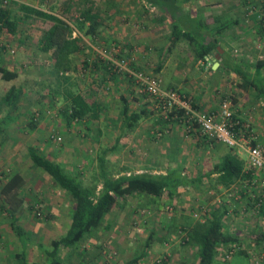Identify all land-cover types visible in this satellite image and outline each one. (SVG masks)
I'll return each mask as SVG.
<instances>
[{
	"label": "rangeland",
	"instance_id": "1",
	"mask_svg": "<svg viewBox=\"0 0 264 264\" xmlns=\"http://www.w3.org/2000/svg\"><path fill=\"white\" fill-rule=\"evenodd\" d=\"M90 1L95 3L93 11L100 14L96 35H86L84 31L78 32L75 27L77 17L83 9V0H29V5L43 11L53 12L65 19L74 29L72 35L79 36L78 43L83 46L82 52L71 55V70L65 73L67 79L59 73L56 74L54 61L49 59V54L41 49L39 43L41 36L50 26L49 22L37 17H26L19 19L15 34H0V66L17 73V76L9 81L0 77V127L9 132V136H5L7 133L3 129L0 132V189L5 182V176L13 172L15 168L25 177L20 189L21 196L27 204L33 203L31 205L33 208L31 212L23 207L19 209L18 214L19 223L27 232L25 241L29 264H46L39 245L49 249L51 241L66 232L71 221L73 200L45 172L32 164L26 145L44 149L43 152L49 158L58 161L67 170L75 173L85 184H93L99 178L98 155L100 151L112 146L115 137L122 129L123 116L120 113L122 99L120 96L126 94L127 99L130 100L131 109L135 106L137 97L144 98L147 105L154 102L152 106L155 110L158 109L151 95L141 91L136 84L129 82L126 75L118 74L116 76L118 82L113 86L114 90L111 93H103V88L111 84H103V87L99 89L98 98L106 107L98 120L92 121L89 126L79 124L80 122L77 121H67L63 113L64 98L58 94V90L61 92L67 87L66 89L82 90L85 94L90 93L89 89L95 85L90 84L95 75L90 68H93L92 61L96 59L99 52H102L100 54L102 57L107 55L116 63L120 61V56H123L122 59L131 57L133 60L128 68L137 69L138 67H134L137 66L136 57H138L140 46L136 42L139 40L137 36L148 31L142 25L153 23L151 17L160 13L154 6L147 7L144 0ZM13 2L26 3L25 0ZM13 2L7 4L15 8L14 13L17 17L22 16L23 12L17 10L18 5ZM239 7H241L240 12L243 13V17L239 15L243 23L250 22L248 21L249 15L264 19V0H253V3L248 1L247 5H244L241 0ZM67 13L70 17L66 19ZM210 17L212 16L206 17V23H212L213 18L210 19ZM87 24L88 22H85V25ZM263 38L264 36L259 35L255 45L245 46L252 48L251 51L246 48H244L246 51L242 50L239 43H231V51L242 57L247 55L246 58L252 62L256 55L257 57L264 56V46L261 43ZM176 45L167 52L170 57L181 55V52L188 55L193 54L187 41L180 40L177 47ZM11 49H14L13 54L10 52ZM104 49L111 51L112 55L108 51L104 53ZM141 50V53L145 51L144 48ZM152 54V59H155V52ZM86 56L90 64L89 67L83 68L82 61ZM211 65L212 62L205 61V59L198 62V66H203L202 68L206 70H210ZM173 70L171 66L168 67L163 74L162 81L164 78L165 80L173 79L171 72ZM97 76L103 78L100 74ZM106 79H110V76ZM231 80L228 81L234 83ZM130 86L133 92L129 89ZM10 88L19 93L18 101L13 107L2 101V97ZM218 91L216 99L218 104L223 99H231L233 114L236 115L237 110L232 101L233 90L218 89ZM152 114L153 112L150 111L149 121H152L156 115L159 119L162 118L159 113ZM243 123L248 125V132L255 141V145L264 148V142L256 140L249 122L244 121ZM29 124L33 125L36 134L33 135V131H29ZM136 127L137 125L130 131L123 129L122 132L125 135L124 139L122 137L120 140V146L121 142L125 141L127 135ZM146 128L147 125H144L141 130L144 131ZM157 142L156 146L160 147V150L165 149L163 141ZM149 145L153 147L155 144ZM186 145L189 146L188 143ZM129 148L133 150L131 158H135L130 162L137 164L139 157H141L139 158L141 162H146L148 149L139 151L132 147ZM192 148L195 150L197 148L201 154H204L206 150L204 147ZM127 149V146L126 148L121 146L106 156L105 165L111 174L114 170L121 168L120 164L123 159L126 163H130ZM163 151L166 152V150ZM169 153L167 152L169 156L157 159L154 166L158 168L165 166L167 160H170L171 153ZM203 161L201 159L195 173L201 172L204 166ZM209 161V166L213 163V168L214 160ZM220 161L221 159H218V163ZM243 163L244 171L248 176L239 178L237 186L220 187L208 176L186 189L181 188L182 190L174 197L164 195L154 199L146 194H135L119 198L117 204L104 217L101 225L93 230L90 237L77 247L60 249L63 264H125L144 250L147 241L149 247L146 249V255L136 264H196L198 248L184 240L186 232L181 229L183 225L190 226L197 221H204L205 217L219 206L226 208L223 230L240 238L246 237L248 244L240 241H235L231 245L219 244L213 264H264V240L259 244L254 243V235L264 232V212L256 213L250 203L252 193L259 192L264 187L261 184L263 178L262 174L252 169L247 161ZM183 164L185 165L186 162ZM0 202H3L1 198ZM19 247H21L20 242L12 233L4 227L0 228V262L12 264L9 254ZM230 249L233 253L227 257Z\"/></svg>",
	"mask_w": 264,
	"mask_h": 264
},
{
	"label": "trees",
	"instance_id": "2",
	"mask_svg": "<svg viewBox=\"0 0 264 264\" xmlns=\"http://www.w3.org/2000/svg\"><path fill=\"white\" fill-rule=\"evenodd\" d=\"M146 6H154L158 12L152 18L155 23L168 21L170 28L169 34V49H172L178 41L185 40L193 49L197 59H206L216 51L218 46L217 36L221 30L231 24V22H220L217 17L213 18V25L203 21L200 12H197V7L192 3V0H144ZM248 1L253 3V0H244L243 4L247 5ZM13 1H9L11 3ZM15 3V2H13ZM18 6L17 10L23 12L22 16L14 13L15 8L10 5H3L0 1V34L10 33L15 34L18 28L19 19L26 17H37L49 22V28L43 33L39 40L41 49L47 52L49 59L54 61L56 74L59 73L64 79H67L65 73L71 70L70 58L72 54L82 52L83 46L78 41L79 36H73L74 29L72 26L59 15L53 12L43 11L40 8L34 7L27 3H15ZM191 4V6H190ZM95 3L90 0H83V9L77 17L75 27L78 32L84 31L86 35H96L98 24L100 23V14L93 11ZM96 8V7H95ZM70 17V14H66ZM85 22H88L85 25ZM257 32L264 36V19L257 18ZM108 51L107 49H104ZM111 53V51H108ZM98 56L92 61L90 71L103 70L106 75L103 78H94L91 80L94 87L90 88L93 94L99 92L102 84L106 83V78L110 76L112 79L118 74L126 75L129 82L136 84L134 78L125 70L116 69L117 66L106 56ZM112 55V53H111ZM120 59L123 56L119 57ZM130 58V57H128ZM83 68L89 67L90 61L86 56L83 59ZM132 63V62H131ZM257 67L264 70V60L256 61ZM132 67V66H131ZM230 67V66H229ZM133 68V67H132ZM231 66L230 70L236 72L239 76L242 75L241 69ZM136 70V69H134ZM117 72V74L115 72ZM110 72V75H109ZM17 76L16 71L0 66V77L3 80L9 81ZM97 79V80H95ZM137 85V84H136ZM263 84L256 85L259 96L263 100L262 110L264 112V87ZM61 92L64 98L63 113L68 122L72 121H90L99 119L103 113V106L95 100L93 94H85V91H76L66 89ZM19 93L12 88L2 97L7 105L15 106L18 101ZM92 97V98H91ZM123 116L122 128H133L134 123L139 118V113L129 112V104L124 95H121ZM157 113L160 109H156ZM181 112V111H178ZM177 114V113H176ZM179 116V114H177ZM161 118V117H160ZM162 119V118H161ZM163 121H165L163 119ZM170 121V120H169ZM165 121V122H169ZM176 121V119H175ZM242 123V121H241ZM241 125V124H240ZM239 125V126H240ZM238 126V127H239ZM0 132L2 129L0 127ZM192 133V131L190 132ZM195 133V132H194ZM186 134V132H185ZM198 134V132H197ZM206 137L205 135H201ZM207 138V137H206ZM213 140V139H210ZM118 141H115V144ZM255 144V141H251ZM117 148L116 145L103 148L100 151L99 162V178L93 184H85L79 176L67 170L58 161L52 160L44 152L37 147L27 144V153L32 164L44 171L53 182L68 194L73 200V208L71 210V221L66 232L51 241V248L42 249L45 254L46 264H63L60 257V249L62 247L74 248L79 246L86 238L90 237L93 230L98 228L103 222L104 217L117 204L119 198H124L129 195L146 194L152 198H160L164 195L173 197L181 188L186 189L192 181H200L199 178L186 179L176 169H168L166 173H150V172H131L128 174L113 175L107 171L105 167V156L108 152ZM217 173V181L224 186H229L237 178L247 177L244 171L243 160L234 153L225 155L219 163H216L212 170L207 173ZM24 183V179L19 172H13L5 176V182L0 189V198L4 204L0 208L10 214V226L18 237H22L21 229L17 223V217L12 210L16 209L21 204L20 189ZM255 194L257 192H254ZM250 203L252 198L250 196ZM9 206L10 209L7 207ZM264 206V204H263ZM263 210L261 209L260 213ZM226 208L219 206L214 208L204 221H197L190 226L183 225L182 229L186 232L184 240L187 243L194 244L198 248L196 264H213L217 246L219 244H232L235 241L247 243L246 237L234 236L223 230V217L225 216ZM254 243H261L264 240V232L254 235ZM149 247L147 241L144 245V250L137 256L127 261L125 264H136L140 258L146 255V249ZM243 252V251H242ZM18 264H27V255L25 252H20L14 255ZM163 262V260H162Z\"/></svg>",
	"mask_w": 264,
	"mask_h": 264
},
{
	"label": "crops",
	"instance_id": "3",
	"mask_svg": "<svg viewBox=\"0 0 264 264\" xmlns=\"http://www.w3.org/2000/svg\"><path fill=\"white\" fill-rule=\"evenodd\" d=\"M25 1L27 4H29V0L28 1L25 0ZM199 1L201 2L198 4ZM237 1L238 2L235 3L233 0H192V3L197 7V12L198 13L200 12L203 21L205 20L206 22L207 16H212L210 17V19L217 17L220 22H226V21L231 22V24L223 28L220 34L217 36L218 46L216 48V51L212 53L211 55L207 56L208 58L205 59V61L209 60L212 62L210 70H206L202 68L203 66H200V67L198 66V62L201 59L197 60L194 52L191 55L185 54V52H181V55H174L172 57L169 56L167 52L171 51V49L168 50L170 28H169V25H168L169 23L167 20H165L164 22L161 21L160 23L150 22L148 25L146 23L145 25H142L143 27H145V29L147 28L148 31H144L142 34H139L137 36L139 40L136 42L140 46H139V51L137 54L138 57H136L137 66H134V67L135 68L138 67L136 69L137 71L143 70L145 72H148L154 75L155 74L159 75L161 79V85L163 88H174V89L179 90L180 92H183L189 95L190 97H192V99L194 100V102L199 108L207 112H218L219 104L216 100L219 94L218 89L233 90L234 98L232 99V101L234 103L233 105L235 106L233 107L237 110L235 111V114H236L235 117L238 118L240 121L249 122V124L251 125L252 131L254 130L253 132L255 133L256 140L264 142V112L262 110L263 100L259 96L258 91L255 88L256 85H260V84H263L262 87H264V70L257 67L256 64H254L256 63L258 59L264 60V56L257 57L256 55V57L252 59L253 61L250 62L249 59L246 58L247 55H244V57H242L239 54H235L231 51V43H239V46H242V50L246 51L247 49L248 51H251L252 48L249 49V47L246 48L245 46L255 45L256 44L255 42H257V38L260 35L259 33H257V17L249 15L248 21L250 22L244 21L245 23H243L240 18V16H242L243 13L240 12L241 7H239V3L241 0H237ZM242 1L244 2V0ZM141 21H144V20L142 19ZM210 25H213V20ZM252 32H253V35H252ZM261 43H262V46H264V40ZM177 46H178V42H177L176 47ZM141 48L145 49L143 53H141L142 51ZM152 52H155L156 57L154 58L156 60L152 59V55H153ZM263 55H264V52H263ZM215 62L218 63L217 66H215ZM170 66H171V69H174L173 71H171L173 75V79L165 80L164 78L162 81L163 74L166 72L167 68ZM229 66L230 67L234 66L236 67L235 69L237 68L241 69V71L243 72L242 75L245 78L239 76L236 72L230 70ZM199 68H202V69H199ZM92 72L95 73V75L93 76L95 78H98L97 75L99 74L100 76L106 75V73L102 71L97 72L94 70ZM229 79H232L234 83L229 82L228 81ZM105 80H106L105 84L108 83L111 85H106L103 88L104 90L103 93L109 94L111 93L112 90H114L113 86L118 81H117V78L114 79V77L112 79L110 78L108 80L107 79ZM122 83H125V82H122ZM90 84H92L91 81H90ZM102 87L103 86H101L100 89ZM106 89H109V90H106ZM129 89L132 92L134 91L132 89V86H130ZM90 92L91 94H93L92 90H90ZM91 96L92 97L94 96L96 101H98L101 105H104L103 109H105L106 106L105 104H103V102H101V99L98 98V94L96 95L94 93ZM124 96L126 97V99L128 98L126 94ZM127 101L129 104L130 100L127 99ZM135 101L136 102H135V106H133V109H131L129 105V112L139 113V118L137 119V122L134 123V126L137 125V127L133 129L130 132V134L127 135V139H125V141L121 142L122 143L121 146L123 148H126V146L128 147L127 156H128L129 162L134 161L135 159V158H131L132 156L131 152L133 150H131L129 147H132V149L134 148L139 151L148 149L146 153L147 160H145L146 161L145 163L141 162V160L139 159L141 157H139L137 164L132 163V162L128 164L126 163V160L123 159L120 164L121 168L114 170V173H112L113 175L128 174L131 172L166 173L168 169L169 170L176 169L178 173H181L182 176H185L186 179L195 180V178L196 179L199 178L200 175L202 176L201 179H203V178H208L209 176L210 179L214 180V182L217 185H219L220 187L221 186L224 187L223 184L218 183L217 173H210L207 176V173H209L212 170L211 168L213 165L212 163L209 166V163H210L209 160H214V164H216L218 163V159H222L225 155L229 153H234L238 157H240L244 162L247 161V152L244 149L230 148L227 145L219 141L217 142L214 139L210 140L206 137H202L201 135H198L197 133L185 134L184 130L182 129V127H180L179 124H177V122L172 121V120H170L169 122H165L162 119H159V117L156 115L157 111L155 110L154 106H152L154 102L149 103L147 105L145 102V99L144 98L140 99V97H137ZM147 108H150V109H147ZM150 111H152L153 114L156 115L155 117H153L152 121L148 120L151 117V115H149ZM92 121L94 120H90L88 122L81 121L79 124H83V125L85 124L89 126V124H91ZM122 122H123V119H122ZM138 122H140V124H138ZM29 125H30L29 131L31 132L33 131L32 132L33 135L36 134V131H34L33 129L34 128L33 125L31 124ZM144 125H147V128L146 130L144 129L143 131L141 130V127H143ZM150 126L151 128L149 129ZM121 127H122V124H121ZM123 129H127L126 131H130L131 128H125V127L122 128L120 134L117 137H115L114 143H113V145L117 146L115 150L121 147L120 140L125 135V133L122 132ZM3 130L5 131V129ZM5 132L7 133L5 136H7L9 132L7 130ZM164 135H167V136H164ZM148 138H151L150 140L152 141L147 140ZM116 140L118 141V144L117 143L115 144ZM157 141L158 142L163 141L165 143L164 145L165 149L163 150H166V152H164L162 149L160 150V147L156 146ZM151 143L155 145H153V147H150L149 144ZM187 143L189 145L188 147L186 145ZM191 147H204L206 148V150L204 154H201L197 148L195 150L193 148L191 149ZM26 148H27V145H26ZM39 150L43 152L44 149H39ZM113 151H110V152H113ZM110 152H108L106 156L110 154ZM149 152H151V154H149ZM167 152H170L171 155H170V160H167L166 165L165 166L163 165L159 168L154 166L155 165L154 162L157 159H162L165 156H169L167 155ZM106 156H105V160H106ZM201 159L204 160L202 164L205 167L202 166L200 173H195L197 172L196 168L200 164ZM185 162L186 164L182 165V163H185ZM98 165H99V162H98ZM107 171L109 172L108 169ZM13 172H19V170L15 168ZM19 173L22 175L21 172ZM22 177L25 181V177L23 175ZM201 179H200V182H201ZM238 180L239 178H237L228 187L237 186ZM198 182L199 181H195V182L192 181L189 186H192L193 184L198 183ZM181 190L182 189H180L179 192ZM19 195L21 197V204L16 209L12 210V212L17 217V223L21 229L22 237L21 238L18 237L15 234V232L12 230L10 226V214L2 210L1 208H0V228L3 229L4 227V229L10 231L14 235L16 240L20 242V245H21L19 249L13 250L9 254L11 255L10 258H11L12 264H18L17 259L14 257V255L20 252L26 253L27 264H29L28 251L26 249V241H25L26 240L25 233L27 232H25L26 230H24V228L19 223L18 211L19 209L23 207L31 211L33 208L31 205L33 203L27 204L26 203L27 201H25V199H23V197L21 196V191ZM1 204H4V203L0 202V205ZM7 207L10 209L9 206ZM39 248L41 251L42 249H45V247L41 245H39ZM42 254L45 257V254L43 253V251H42ZM1 262L0 264H2Z\"/></svg>",
	"mask_w": 264,
	"mask_h": 264
},
{
	"label": "built area",
	"instance_id": "4",
	"mask_svg": "<svg viewBox=\"0 0 264 264\" xmlns=\"http://www.w3.org/2000/svg\"><path fill=\"white\" fill-rule=\"evenodd\" d=\"M9 1L17 0H1V3L7 5ZM10 52L13 54L14 49H11ZM107 57L114 64L116 63L113 58ZM132 60L131 57L121 58L115 65L119 69L127 71L134 78L137 87L153 97L155 106L160 109L159 114L165 121H175L176 119L175 122L182 127L186 134L191 131L192 133L198 132V135H205L208 139L222 142L228 147L244 149L247 152L249 166L262 174L261 184L264 186V148L251 144L253 138L248 132V125L241 123L233 114L231 99H223L219 104L218 112L204 111L195 105L189 95L174 88H163L158 76L128 68ZM58 139L60 138L58 137ZM251 198L253 210L258 214L261 209L264 212V187L256 194L252 193ZM232 253L230 249L226 256L229 257Z\"/></svg>",
	"mask_w": 264,
	"mask_h": 264
},
{
	"label": "water",
	"instance_id": "5",
	"mask_svg": "<svg viewBox=\"0 0 264 264\" xmlns=\"http://www.w3.org/2000/svg\"><path fill=\"white\" fill-rule=\"evenodd\" d=\"M217 64H218V63H217V62H215V66H217Z\"/></svg>",
	"mask_w": 264,
	"mask_h": 264
}]
</instances>
